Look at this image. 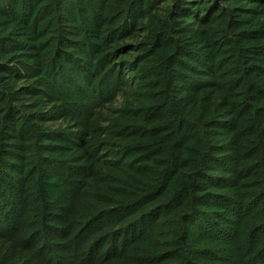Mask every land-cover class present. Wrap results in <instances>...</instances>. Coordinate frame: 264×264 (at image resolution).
Segmentation results:
<instances>
[{
    "label": "trees",
    "instance_id": "obj_1",
    "mask_svg": "<svg viewBox=\"0 0 264 264\" xmlns=\"http://www.w3.org/2000/svg\"><path fill=\"white\" fill-rule=\"evenodd\" d=\"M0 264H264V0H0Z\"/></svg>",
    "mask_w": 264,
    "mask_h": 264
}]
</instances>
